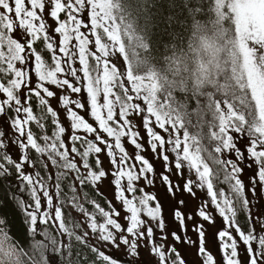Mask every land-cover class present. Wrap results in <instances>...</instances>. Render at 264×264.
<instances>
[{
  "label": "snow or ice",
  "instance_id": "6c2138e0",
  "mask_svg": "<svg viewBox=\"0 0 264 264\" xmlns=\"http://www.w3.org/2000/svg\"><path fill=\"white\" fill-rule=\"evenodd\" d=\"M257 185L264 0H0V264H264Z\"/></svg>",
  "mask_w": 264,
  "mask_h": 264
},
{
  "label": "rangeland",
  "instance_id": "374dc122",
  "mask_svg": "<svg viewBox=\"0 0 264 264\" xmlns=\"http://www.w3.org/2000/svg\"><path fill=\"white\" fill-rule=\"evenodd\" d=\"M131 151V149H129ZM145 155H147L150 159L152 158V154L150 152L145 153ZM229 158H231V156H229ZM154 163L156 164L157 168L160 167L161 162L160 161H154ZM253 173V169L249 168L247 166H245V172L242 176V178L245 180V183L247 185L248 179L249 177L252 175ZM160 185H157V188H159ZM156 190V189H153ZM198 193L204 197V193L202 190H197ZM264 186H259L257 185L255 190H253L251 187H246V195L248 196V199L250 201L248 208L246 209L251 220H252V224L254 226H256L257 228H259V225L261 223H264ZM108 197H111V193L107 194ZM205 199H209L208 197H204ZM118 203V202H117ZM250 209V213L249 210ZM218 215V214H217ZM261 235H264V232H260ZM192 238L195 240L196 237L194 234H191ZM189 251L186 253L188 260L191 261V264H197V261L199 259H202V257H198L196 254V250H195V245H187L186 246ZM208 247L211 248V250L213 251L214 254H216L217 259L219 260L220 257V253L218 250V245L213 242L211 239L209 240V244ZM106 251H110L112 252L114 255H119L121 260H127L130 259L131 257L128 256H123L122 254L116 252L114 249H106ZM241 255L243 256L244 253L242 252Z\"/></svg>",
  "mask_w": 264,
  "mask_h": 264
},
{
  "label": "trees",
  "instance_id": "16d2710c",
  "mask_svg": "<svg viewBox=\"0 0 264 264\" xmlns=\"http://www.w3.org/2000/svg\"><path fill=\"white\" fill-rule=\"evenodd\" d=\"M141 23H143V21H141ZM162 54H164L162 48L160 50L154 49L153 52L151 53V55L156 56L157 58H159ZM222 179L223 176L221 175L220 181H222ZM220 181L216 182V187L223 188L226 193H229V186L225 183H221ZM12 190L14 191V188ZM236 207L238 209L237 223H239L242 228L247 230L250 225H253L252 220L247 210L245 208H242L239 202H237ZM10 225H11V230L9 232V235L14 239V241H19V244L23 245L24 250L28 252L29 256H32L34 260L39 261V253L34 252V250L32 249L31 238L26 234L25 229L21 225L20 218L17 214L12 215ZM41 227H45V226H41ZM51 231L55 232V229L53 228L51 229ZM36 239H41V237H37ZM83 255L87 257L85 264H92V260L95 259L94 254L87 250H84ZM22 260H23V264H29L28 257H22Z\"/></svg>",
  "mask_w": 264,
  "mask_h": 264
}]
</instances>
